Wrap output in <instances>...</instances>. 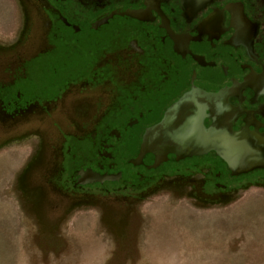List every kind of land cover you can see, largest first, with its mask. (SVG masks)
<instances>
[{
	"label": "flooded vegetation",
	"instance_id": "af4514ba",
	"mask_svg": "<svg viewBox=\"0 0 264 264\" xmlns=\"http://www.w3.org/2000/svg\"><path fill=\"white\" fill-rule=\"evenodd\" d=\"M9 1L21 20L1 46L20 51L0 71V135L8 144L37 143L38 151L46 143L29 138L36 121L58 126L57 114H71L81 129L51 144L50 188L77 197L110 185L135 199L166 191L216 206L264 186V167L233 174L214 151L168 153L156 166L152 153L140 156L145 129L183 97L187 109H202L205 127L264 134V0ZM87 170L112 178L81 183Z\"/></svg>",
	"mask_w": 264,
	"mask_h": 264
},
{
	"label": "rangeland",
	"instance_id": "374dc122",
	"mask_svg": "<svg viewBox=\"0 0 264 264\" xmlns=\"http://www.w3.org/2000/svg\"><path fill=\"white\" fill-rule=\"evenodd\" d=\"M20 13L14 2L0 0V71L19 54L1 45L17 36ZM49 120L29 131L46 143L38 151L37 143L8 144L0 135V264H264L262 184L216 206L166 191L135 199L110 185L76 197L50 188L44 174L51 144H65L81 129L70 125L71 114H57L58 126ZM35 151L37 161L18 176Z\"/></svg>",
	"mask_w": 264,
	"mask_h": 264
},
{
	"label": "water",
	"instance_id": "95a60500",
	"mask_svg": "<svg viewBox=\"0 0 264 264\" xmlns=\"http://www.w3.org/2000/svg\"><path fill=\"white\" fill-rule=\"evenodd\" d=\"M135 15L136 12H128ZM187 97L180 98L166 110L162 120L145 129L140 144V156L152 153L156 166L159 161L173 153L178 158L214 151L226 163L233 174L246 173L264 167V134L241 129L234 131L228 125L205 127L202 109L186 107ZM81 183L103 182L111 175H100L87 170L79 172Z\"/></svg>",
	"mask_w": 264,
	"mask_h": 264
}]
</instances>
